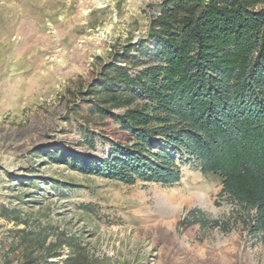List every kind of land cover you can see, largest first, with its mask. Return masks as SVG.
Wrapping results in <instances>:
<instances>
[{
    "label": "rangeland",
    "instance_id": "obj_1",
    "mask_svg": "<svg viewBox=\"0 0 264 264\" xmlns=\"http://www.w3.org/2000/svg\"><path fill=\"white\" fill-rule=\"evenodd\" d=\"M159 2L0 0V208L19 210L31 227L49 223L76 234L103 264H264V242L248 237L240 223L229 232L178 228L193 207L220 220L238 210L192 160L181 164V182L168 186L124 184L39 155L68 143L107 156L108 143L86 142L85 126L102 128L78 92L114 47L145 33ZM33 171L38 179L27 186ZM25 226L0 209V264L17 262L16 252L6 254V240L11 229Z\"/></svg>",
    "mask_w": 264,
    "mask_h": 264
},
{
    "label": "trees",
    "instance_id": "obj_2",
    "mask_svg": "<svg viewBox=\"0 0 264 264\" xmlns=\"http://www.w3.org/2000/svg\"><path fill=\"white\" fill-rule=\"evenodd\" d=\"M157 8L145 33L114 47L78 92L102 128L82 127L86 142L95 146L99 137L107 156L68 143L39 155L124 184L168 186L181 182V164L192 160L238 210L220 220L193 207L178 228L229 232L240 223L264 242V0H160ZM31 175L27 186L38 179ZM0 209L26 224L6 240L17 264H103L76 234L49 223L31 227L19 210Z\"/></svg>",
    "mask_w": 264,
    "mask_h": 264
},
{
    "label": "built area",
    "instance_id": "obj_3",
    "mask_svg": "<svg viewBox=\"0 0 264 264\" xmlns=\"http://www.w3.org/2000/svg\"><path fill=\"white\" fill-rule=\"evenodd\" d=\"M12 264V263H11ZM13 264H17V262L13 263Z\"/></svg>",
    "mask_w": 264,
    "mask_h": 264
}]
</instances>
